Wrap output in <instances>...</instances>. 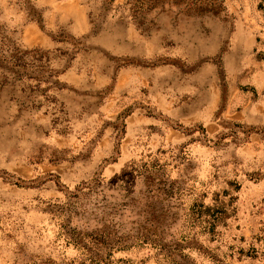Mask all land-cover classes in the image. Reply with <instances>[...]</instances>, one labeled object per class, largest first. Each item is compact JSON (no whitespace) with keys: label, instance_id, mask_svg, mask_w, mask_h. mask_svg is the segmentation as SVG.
<instances>
[{"label":"rangeland","instance_id":"rangeland-1","mask_svg":"<svg viewBox=\"0 0 264 264\" xmlns=\"http://www.w3.org/2000/svg\"><path fill=\"white\" fill-rule=\"evenodd\" d=\"M129 1L0 0V264H264V0Z\"/></svg>","mask_w":264,"mask_h":264},{"label":"trees","instance_id":"trees-1","mask_svg":"<svg viewBox=\"0 0 264 264\" xmlns=\"http://www.w3.org/2000/svg\"><path fill=\"white\" fill-rule=\"evenodd\" d=\"M113 1L114 0H107L109 6H111ZM170 3L169 0H130L128 2V10L131 11L136 23L142 28H145L144 23H146L148 19L149 12L158 5L162 8ZM185 5L188 10L194 11H200L204 6L207 8L210 7V9L215 7L214 2L210 0L206 2L202 0H188L185 1ZM137 15L145 20H137ZM46 52L47 51L41 50L40 48L29 49L22 52L21 49L17 48V52L10 54L8 57L0 56V69L3 73L13 78L22 79L33 77L38 80L37 86H39L42 81H46L51 86H57L59 81L54 78L60 71L50 67V56L46 54ZM27 53L32 54V58L29 61L25 58V54Z\"/></svg>","mask_w":264,"mask_h":264}]
</instances>
